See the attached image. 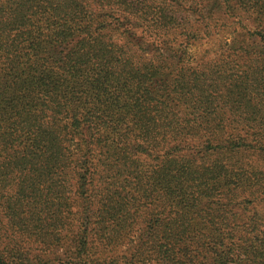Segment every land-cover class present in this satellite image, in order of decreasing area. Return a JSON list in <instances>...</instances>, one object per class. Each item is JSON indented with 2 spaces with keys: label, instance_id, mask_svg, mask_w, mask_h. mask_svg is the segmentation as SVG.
I'll use <instances>...</instances> for the list:
<instances>
[{
  "label": "trees",
  "instance_id": "trees-1",
  "mask_svg": "<svg viewBox=\"0 0 264 264\" xmlns=\"http://www.w3.org/2000/svg\"><path fill=\"white\" fill-rule=\"evenodd\" d=\"M144 245L264 264V0H0V264Z\"/></svg>",
  "mask_w": 264,
  "mask_h": 264
},
{
  "label": "rangeland",
  "instance_id": "rangeland-1",
  "mask_svg": "<svg viewBox=\"0 0 264 264\" xmlns=\"http://www.w3.org/2000/svg\"><path fill=\"white\" fill-rule=\"evenodd\" d=\"M201 50H202V48H199V47H195L194 48V52L196 54H199L201 52ZM135 229H137V228H135ZM137 232H135V233H137ZM132 239H133L134 242H136V238L135 237H133ZM124 249H125V247H122L123 251H124ZM140 250H141V254H139V252H138V254H139L138 259L146 260V261H148V263L150 261H152L151 262L152 264H157L156 261H157L158 258L156 257L155 254L152 253L151 249H149V245H144ZM124 259L125 258H123V260ZM196 264H198V263H196Z\"/></svg>",
  "mask_w": 264,
  "mask_h": 264
}]
</instances>
